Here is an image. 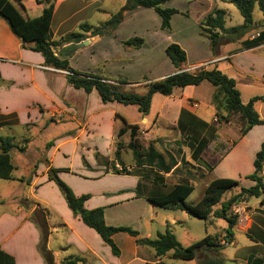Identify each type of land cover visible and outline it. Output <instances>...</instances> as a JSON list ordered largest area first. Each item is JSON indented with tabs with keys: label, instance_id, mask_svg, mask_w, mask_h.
Segmentation results:
<instances>
[{
	"label": "crops",
	"instance_id": "obj_1",
	"mask_svg": "<svg viewBox=\"0 0 264 264\" xmlns=\"http://www.w3.org/2000/svg\"><path fill=\"white\" fill-rule=\"evenodd\" d=\"M9 1L24 18L28 19L39 17L44 8V6L41 7L40 4H37L35 0ZM173 1H168L164 6L170 5L168 9L180 12L173 5L171 6ZM180 1H184L192 9L194 8L195 21L198 25L213 9H221L218 4L226 3L213 0ZM102 11V0H56L50 24L51 39L57 41L68 34L79 32L81 25L93 27L90 23ZM136 11L128 12L125 16H131ZM77 29L78 31H76ZM261 32L264 33V30ZM98 39H92L93 41L85 47H90ZM98 41H101V39ZM77 45H73L74 52L69 58L70 66L74 70L75 68L71 65L72 58L79 50L85 48L82 47L83 45L81 47H77ZM67 46L69 45L57 48L55 54L59 55ZM263 46L264 43L250 49L231 50L219 57H212L208 61L210 65L200 68L188 67L186 70L181 71L194 73L201 68L205 70H210L214 67L219 69V63L227 61L228 67L220 69V71L235 80L236 89L240 93V100L243 104H246L254 97L264 96V73H256L257 71L253 65L244 67V65L239 63L238 56L245 52L253 53ZM256 68L259 69V65ZM76 71L98 75L90 69L82 71L77 69ZM177 72L178 70L174 68L169 75ZM100 75L118 76L110 71L101 72ZM195 88L186 87L180 89V94L175 98L173 92L170 96L165 97L166 99L163 101L164 105L166 104L165 109L167 111L162 110L156 113L151 123L153 127H156L154 126L155 123L159 124L160 122L170 126H179L184 118L187 121V126L183 123L184 125H181L182 129H180L181 132H179L181 134L182 132L187 133L192 138L197 137L198 131H200L199 128H202L205 123L211 124L216 114L213 106H211L213 93L208 101H201L203 105H199L200 101L195 96ZM78 91L82 90H75L66 84L64 73L45 67L44 59L39 53L23 49L20 40L11 32L7 22L0 17V137L15 139L17 135L15 130L21 132L29 125H32L29 130H43L42 124L45 123L47 116L64 115L72 121H77L73 113L77 114L79 98L83 101L82 97L88 98L95 92L92 91L88 95L83 92L85 95L81 96L78 95ZM80 105L83 124L77 125L75 131L56 137L54 144L47 150L45 156L51 167L70 170L69 173H59L58 177L72 190L76 197L90 195V198L84 203V208L86 210L104 208L105 223L108 226L119 227L120 225L115 223L116 218L114 216L116 214H124L125 209L130 204L139 205V209L135 212L140 229H137L138 231L136 229L132 230L138 232V238L140 239L155 238L158 233H163L166 227L174 231L175 227H182L184 224H188L190 217L185 212L164 210L154 206L147 200L148 197L164 195L174 186L180 184L187 185L189 183L188 185L195 190L196 183L191 179L186 183V178L190 177H183L182 182H177L175 179L179 166L178 161L177 166L169 174L156 175L155 179H148L147 175L139 172L141 169L132 168L134 173L131 172L129 176L103 174L101 172L95 176L96 172L93 173L84 168L81 162V153L84 150H87L85 151L86 153L89 150L99 152L96 146L88 147L83 140L84 137L97 130L95 123L98 116H95V113L88 112L89 107L86 100ZM110 109L108 149L106 153L100 152L103 156H107L110 153L109 147L114 127V116L119 114L116 107H111ZM254 109L260 117H264V102L256 103ZM147 119V117H144L141 122H146L147 125L150 123ZM90 124L92 129H89ZM40 127L41 129H39ZM152 128L147 134L152 136L153 139L156 137H168L166 129L163 128L165 132L161 134L155 133ZM3 131L5 132L2 133ZM233 131L235 130H229L224 126L218 131L219 136L227 132L231 133V146L224 151L223 155L207 171L206 175L208 177L212 175V178L207 180V183L215 179H231L237 181L241 187L246 182L247 185L243 188H249L254 183L246 179V177L253 173L255 155L260 150L261 144L264 143V126L252 127L243 137H239L237 130L235 134L232 133ZM192 140L198 143L197 139ZM200 140L203 139L201 138ZM30 143H32V140L28 139L25 143L26 151H28ZM69 148L71 152L68 151ZM159 151L162 152L161 150ZM182 151L185 153V161L194 165L190 159V149L183 148ZM70 154L78 155L79 161L74 166L70 164L63 165L62 161L68 160ZM172 156L174 157V155ZM174 158L177 160L176 157ZM37 159L38 157L35 160ZM86 160L93 170L99 169V167L95 166V163L92 164L93 157L91 159L86 156ZM34 163L30 165L31 169ZM14 168L12 174L14 179L5 181L6 184H0V201L5 202L0 204V264H45L38 252L39 230L30 220L31 212H27L24 206L21 205L23 201L32 202L34 208L38 206V208L46 210V222L51 229L47 248L52 252L55 264H60L65 257L71 255L82 258L83 263L81 264H157L162 261L155 259L146 248L136 245V239L124 233H118L112 237L120 251L119 257H114L110 248L103 243L99 236L92 229L84 226L79 217L73 216L57 186L48 180L45 165L39 163L36 166L35 173L29 171L27 175L16 173L20 169L18 165H15ZM200 168L205 170L204 167L200 166ZM207 176L205 177L207 178ZM206 185H204V188ZM246 221H248V217ZM249 229L257 234L260 233L262 237V239L252 241L253 245L249 248L253 247L255 249L257 247L256 249L264 250V224L251 221ZM121 234L125 236L119 238L118 236ZM117 237L125 242L124 250L117 243ZM262 263L264 264V260Z\"/></svg>",
	"mask_w": 264,
	"mask_h": 264
},
{
	"label": "rangeland",
	"instance_id": "obj_2",
	"mask_svg": "<svg viewBox=\"0 0 264 264\" xmlns=\"http://www.w3.org/2000/svg\"><path fill=\"white\" fill-rule=\"evenodd\" d=\"M124 5V0H102L103 11L95 16L90 25L93 27L100 26L101 24L105 23L111 15L119 12ZM172 5L176 9L180 10V12L171 17L169 31H162L160 29L161 20L153 10L137 9L136 13L133 15L124 16L121 25L111 36L99 38L98 40L101 39V41L96 40L90 47L85 46L93 41L91 38H86L84 41H82L87 42L82 46L85 48L74 54L71 65L73 68H75V70L78 69L82 71L90 69L98 75H100L101 72H113L118 76L100 75V77L105 79L109 84L118 86L122 92L142 95L146 91V84L152 82V80H159L162 77L169 75L173 71L174 67L169 62L164 53L165 48L169 44H177L186 54V62L180 67V70H186L188 67L200 68L208 64L210 65V62L208 61H210L212 57H219L225 52L235 49L245 50L246 47H243V45L246 42L256 39L257 35L263 33L261 31L264 30V19L258 8L255 6L252 12V30H250L240 40L230 44H225L226 46H220L213 54L210 49V43L206 39V34L202 32L199 25L196 24V17L194 15L195 12L193 11L194 8L192 9L190 5L185 4L184 1L180 0H174L171 3V6ZM40 6L42 7L44 5L40 4ZM169 6L170 5L164 7L169 8ZM218 6L226 13L225 28L242 25V17L232 4L224 3L218 4ZM76 31H78V29ZM253 36L255 37L252 39ZM131 39H140L142 40V44L138 45L136 49L125 47L123 45L124 42ZM136 44L138 43L136 42ZM238 58L239 63L244 65V67L253 65L257 71L256 73H264V46L260 47L259 50H256L253 53L245 52L238 56ZM219 65V70L224 69L228 67V62L222 61L219 63ZM257 65H259V69L256 68ZM202 69L203 68L198 69L195 72H198ZM121 81H125L127 84H119ZM194 90L195 96L199 98V105H203L201 101H208L213 93L214 88L208 83H202V85L196 87ZM78 92V95H85L83 91ZM179 94L180 89H174V98ZM82 99L83 101H81V98H79L80 101L78 102L79 108L77 109V114L73 113L74 117L77 119V121L74 120L76 123L67 116L55 115L54 117H46L45 123L42 124V127L44 128L43 130H29L32 125L25 127V130L21 132L19 130H15L17 135L15 139L11 138L15 148L11 150L10 157L12 158L11 163L13 167L18 165L20 168L16 173L19 175H27L29 171H31V173H35L34 166H37L39 163L45 165L44 159L46 157V152L44 151H46V145L49 143L51 144V147L54 144L56 137L61 134L64 136L71 131H75L77 125L83 124V118L80 112V104L86 100L89 107L88 112L92 114L95 113V116H98L95 123L97 130L83 138L88 147L96 146L99 153H106L108 149L107 139L110 131L109 112L111 111V107H116V110L120 114L117 115H122L128 121L127 122L124 119L128 125H133L136 123L135 125L138 126L139 137L137 142H139L140 146L142 147V151H145L148 143L153 141L154 147L158 152L161 150V154L165 155L166 153H169L177 158L179 166L177 173L175 174L177 175L175 179L177 182H182L183 177H190L186 178V183H188L189 179L196 183L195 190H193L192 194L187 199V203L190 205H195L203 198L205 189L211 182L210 181L207 183V180L212 178V175L209 177L206 175L207 171H209L215 161L219 159L221 155H223L224 151L231 146V133L227 132L224 135L219 136L218 131L224 126L229 130H237L239 133L240 126L242 125V121L238 115L227 116L229 119L228 123L221 121L220 118L215 117V119L213 118V122L211 121V124L205 123L202 128H199L200 131L197 130L198 136L192 138L187 133H180V129H182L181 125H186L187 122L184 118L183 121L180 122L179 126H170L166 123L164 124L160 122L158 124L154 122V126L158 128L153 127V124L151 123L153 122L156 113L162 110L167 111V109H165L166 104L164 105L163 101L166 98L162 95L155 94L152 96L150 108L146 116H142L137 111L135 106H123L116 103L103 105L100 102L96 92H93V95L88 96V98L82 97ZM144 117L148 118L147 120L150 122L149 124L146 125V122H141ZM91 127L92 125L90 124L89 129H92ZM118 128L119 127H116L117 130ZM151 128L154 129L155 133L158 132L161 134H163L165 132L164 129H166L168 131V137H156L153 139L152 136L147 134ZM39 129H41V127ZM235 131L232 133L235 134ZM4 132L5 131L2 133ZM201 138L203 140H200ZM28 139H31L32 143L29 144V149L26 151L25 143ZM192 139H197L198 143H195ZM118 141L122 144V146L125 147L120 155L121 160L128 171H130V173H134V169L136 168H134L132 154L131 151L126 148L129 142V133H126ZM118 141L117 139H113V137H111L109 147L110 153L108 152L109 154L107 156H103L100 153L102 158L98 160L99 165H97L94 160L96 150H89L87 153L85 152L87 150H84V152L81 153V162L83 157L88 165L86 156L91 159L93 157L92 164L95 163V166L99 167V169L93 170L88 165L91 168L90 170L86 168L88 171L93 173L96 172V174H94L95 176L99 175L100 172H108V174H111L114 168L119 169L118 166L115 167L116 164L114 161V151L116 148V142ZM183 148L190 149V159L194 165H191V163L185 161V153L182 151ZM68 151L71 152V149L69 148ZM36 157H38L37 160H35ZM77 161H79L78 155L70 154L68 160H63L62 164H70L74 166ZM33 162L35 163L31 169L30 165ZM200 166L204 167L205 170H202ZM139 172H142L143 175H147L148 179H155L156 177V174L148 169H141ZM205 176H207V178ZM0 184L6 183L5 181L0 180ZM204 185H206L205 188ZM246 185V182H244L242 188L246 187ZM238 193L239 188H234L228 191L223 195L220 203L226 202L230 198L236 196ZM236 207L242 209L239 212L242 216L244 214V217L246 218L242 216L240 217L236 213ZM219 208L220 204L215 206L212 211H216ZM138 209L139 205H128L124 214H116L114 216V218H116L115 223L120 225L119 227H129L134 230L140 229L136 220L135 212ZM227 214L236 219L235 226L231 229H229V225L224 219L209 217L207 221L190 218V222L188 224H184L182 227H175L174 231L170 230L183 248L192 245L194 242L202 240L207 235L212 237V241L217 247H203L198 249L195 259L191 261L173 260L170 253L162 258H156L151 250L146 247L144 248L149 250L155 259L162 260L157 264H202L206 262H212L215 264H263L264 250L259 248L256 249L257 247L255 249H253V247L249 248L251 245H253L252 241L262 239L260 233L257 234L253 230L249 229V224H251V221L264 224V207L260 205V199L245 198L243 201L236 202L230 207ZM247 217L248 221H246ZM228 231L230 232V235L227 233ZM123 236L125 235L121 234L118 237L121 238ZM118 237L117 243H119L121 248L124 250L125 242L119 240Z\"/></svg>",
	"mask_w": 264,
	"mask_h": 264
},
{
	"label": "trees",
	"instance_id": "obj_3",
	"mask_svg": "<svg viewBox=\"0 0 264 264\" xmlns=\"http://www.w3.org/2000/svg\"><path fill=\"white\" fill-rule=\"evenodd\" d=\"M37 4H43L44 8L39 17L28 19L24 18L21 13L14 7L9 0H0V17L9 25L11 32L20 40L22 48L39 53L44 59V66L55 71L64 73L66 84L75 90H82L85 94L95 91L103 104L116 103L123 106H135L137 111L146 116L152 96L155 94L168 97L174 89H184L186 87H197L201 83H208L214 88L211 98V105L215 109L217 118L221 121L229 122L227 116L238 115L242 121L239 129V137H243L252 127L264 126V117H260L254 105L258 102H264V96L254 97L243 104L240 100V93L236 89L235 80L227 77L219 69L199 70L198 72L189 73L181 71L180 67L186 62L185 52L177 44H169L165 48V56L170 61L177 73L169 75L163 79L150 82L145 85L146 91L139 95L135 93L122 92L118 86L111 85L100 76L80 73L71 68L69 58L74 52L75 44H79L86 38H102L111 36L117 27L122 23L126 13L137 9H151L161 20L160 29L162 31L170 30V19L177 14V10L165 8L164 5L170 0H124L125 5L114 15L98 27L81 25L80 32L68 34L57 41L51 39L50 24L54 12V3L56 0H35ZM90 1V0H83ZM223 1L232 4L242 17L243 23L240 26L225 28L226 13L221 9H213L200 23L199 27L206 34L209 41L210 49L214 54L218 48L225 44L233 43L244 37L252 30L253 19L252 12L255 6L258 8L264 19V0H213ZM229 36V37H227ZM231 36V37H230ZM136 42L138 44H136ZM264 43V33H261L253 41L246 42L243 47L250 49ZM142 44L140 39H131L124 42L125 47L136 49ZM69 45L64 48L59 55L55 54L57 48ZM119 84H127L125 81ZM116 127H119L118 130ZM139 128L137 125H128L124 118L115 114L114 127L112 132L113 139L117 141L126 133H129V142L127 149L131 151L134 161V168L148 169L156 175L169 174L176 166L177 160L169 153L165 155L158 152L153 141L148 143L145 151H142L137 139ZM137 142V143H136ZM51 144L46 145V151ZM15 146L9 137H0V180H13L14 167L11 163L10 152ZM125 147L118 141L114 151L115 167L111 174L118 176H129L130 171L125 167L121 160V152ZM102 156L95 152L94 160L97 165ZM47 168V178L52 181L61 193L68 209L73 216L79 217L84 226L92 229L99 238L105 243L114 257H119L120 251L114 243L112 237L118 233L127 234L136 239L138 246L146 247L154 253L156 258H162L170 253L173 260L191 261L195 259L198 249L216 248L210 235L205 236L202 240L188 247L183 248L177 241L176 237L166 227L163 233H158L153 239H140L138 232L128 227L108 226L104 221V208L86 210L84 203L90 198V195L76 197L72 190L59 179L58 174L61 172L69 173V169L53 168L50 166L47 158L44 159ZM82 165L90 170L86 161L82 157ZM254 171L246 179L254 183L249 188L240 187L239 183L231 179H215L206 187L203 198L195 205L187 203V199L193 192V188L188 185L180 184L174 186L164 195L148 197L147 200L154 206L164 210H179L185 212L188 217L201 221H207L209 217L224 219L229 225V229L235 226V218L227 213L230 207L236 202L243 201L245 198L260 199V205L264 207V143L261 144L260 150L256 153L253 161ZM36 170V166H34ZM108 174V172H103ZM239 188V193L222 202L221 198L228 191ZM0 201V204H4ZM27 212H31L30 220L37 227L40 234L38 252L45 264H55L52 252L47 248L48 237L51 229L46 222V210L33 206L32 202H21ZM220 204V208L212 211L215 206ZM230 235V232H227ZM82 258L71 255L65 257L60 264H81ZM202 264H215L206 262Z\"/></svg>",
	"mask_w": 264,
	"mask_h": 264
},
{
	"label": "built area",
	"instance_id": "obj_4",
	"mask_svg": "<svg viewBox=\"0 0 264 264\" xmlns=\"http://www.w3.org/2000/svg\"><path fill=\"white\" fill-rule=\"evenodd\" d=\"M237 208V211H236V213L241 217L242 215L240 214V210H242L241 208H239V207H236ZM242 217H244V214H243V216ZM244 218H246V217H244Z\"/></svg>",
	"mask_w": 264,
	"mask_h": 264
},
{
	"label": "water",
	"instance_id": "obj_5",
	"mask_svg": "<svg viewBox=\"0 0 264 264\" xmlns=\"http://www.w3.org/2000/svg\"><path fill=\"white\" fill-rule=\"evenodd\" d=\"M87 42H82L80 44L77 45V47H81L82 45H85Z\"/></svg>",
	"mask_w": 264,
	"mask_h": 264
}]
</instances>
